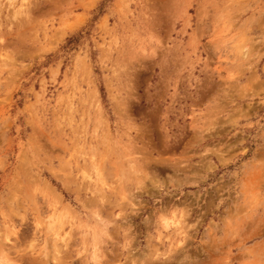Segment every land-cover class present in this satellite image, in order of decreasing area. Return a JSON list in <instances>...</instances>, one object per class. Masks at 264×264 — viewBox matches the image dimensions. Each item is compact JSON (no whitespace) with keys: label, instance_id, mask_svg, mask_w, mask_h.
<instances>
[{"label":"rangeland","instance_id":"rangeland-1","mask_svg":"<svg viewBox=\"0 0 264 264\" xmlns=\"http://www.w3.org/2000/svg\"><path fill=\"white\" fill-rule=\"evenodd\" d=\"M0 264H264V0H0Z\"/></svg>","mask_w":264,"mask_h":264},{"label":"bare ground","instance_id":"bare-ground-1","mask_svg":"<svg viewBox=\"0 0 264 264\" xmlns=\"http://www.w3.org/2000/svg\"><path fill=\"white\" fill-rule=\"evenodd\" d=\"M173 226V225H176V227H178L179 226V223H177V222H172V224L171 223H169V222H167L166 221V227L168 228V227H170V226Z\"/></svg>","mask_w":264,"mask_h":264}]
</instances>
